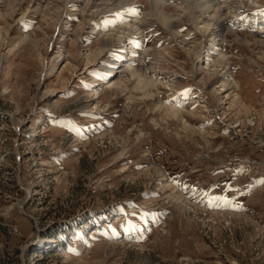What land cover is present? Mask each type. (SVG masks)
<instances>
[{"label": "rangeland", "instance_id": "1", "mask_svg": "<svg viewBox=\"0 0 264 264\" xmlns=\"http://www.w3.org/2000/svg\"><path fill=\"white\" fill-rule=\"evenodd\" d=\"M139 1L0 0V264H264V0Z\"/></svg>", "mask_w": 264, "mask_h": 264}, {"label": "bare ground", "instance_id": "2", "mask_svg": "<svg viewBox=\"0 0 264 264\" xmlns=\"http://www.w3.org/2000/svg\"><path fill=\"white\" fill-rule=\"evenodd\" d=\"M14 1V0H13ZM41 2H43L44 4L47 2V0H40ZM102 1H104V0H102ZM105 1H109L110 2V5H114L113 6V8H115V6H117V3L120 1V0H105ZM128 1V3H125L126 5L127 4H129V5H131V4H134L135 2L137 3V4H139L138 2H141V1H139V0H134V1H131V2H129V0H127ZM146 3H148L150 6L152 5L153 7H155L156 8V10H158V15H159V18H160V20L163 22V23H167V25H168V20H169V17H168V15H167V13H169V10H167V13L165 12V10H164V8L165 7H168V9H170L171 7H172V5H174V6H177V5H179V4H177V0H173V2H170V1H168V0H166V1H164L163 3H159L158 2V0L157 1H155V0H144ZM181 1V0H180ZM190 1H192V0H190ZM194 1V0H193ZM208 0H195L194 2L195 3H197V4H201L202 2H204V4H208L209 2H216V0H210L209 2H207ZM227 1H229V0H223V2H227ZM73 4L72 5H75L77 2H73V1H71ZM207 2V3H206ZM239 2V1H238ZM15 3V2H14ZM13 3V4H14ZM141 3H144V2H141ZM167 5H166V4ZM124 4V5H125ZM145 4V3H144ZM11 5V4H10ZM125 5V6H126ZM202 5V4H201ZM238 5H240V4H238ZM54 6H56V5H54ZM145 6H146V4H145ZM198 6H200V5H198ZM123 8V7H122ZM122 8H120V9H122ZM239 8V7H238ZM176 9V8H175ZM113 11H116L115 9H112ZM55 11V10H54ZM243 11H248V10H241V9H238V10H235L234 12H241V13H239V14H236L235 16H240V21L243 19V18H241L242 17V12ZM55 13H56V11H55ZM217 13H219L218 11H217ZM134 16H136V15H134ZM229 20H230V18H229ZM19 22H20V20H19ZM215 25H217V27H221L222 26V28L221 29H224L225 27H226V25L228 26V23H225L224 25L225 26H223V25H219L218 23H216ZM172 28V27H171ZM232 29H233V27H232ZM234 30H236V29H234ZM256 32H259V30H257ZM212 34H213V36H212V38H213V40H215L216 39V36H218L219 35V33H216V32H214V30L212 31ZM184 35V34H183ZM132 46V45H131ZM133 47V46H132ZM131 51H133V54L135 55V51H136V49L135 48H132V49H130V52ZM133 58H135L133 55L130 57V58H128V59H133ZM134 69V68H133ZM134 71V70H133ZM132 71V72H133ZM135 71H136V69H135ZM177 113V112H176ZM214 200V202H216L217 201V199L216 198H213ZM92 217L94 218V219H92ZM92 217H88V216H86L85 218H82V219H79V220H77L76 222H74L73 223V228H74V233H73V235H76L79 231H81L82 232V230L84 229V228H88V227H93L92 229H94L95 228V226H97L96 224H92V225H90V224H87L86 223V220H88V219H90L91 220V222H93V221H96L97 222V224H98V226H101V225H103L102 224V217L100 216V215H97V216H92ZM89 231H91V230H89ZM68 240V239H67ZM67 243H68V241H67Z\"/></svg>", "mask_w": 264, "mask_h": 264}, {"label": "trees", "instance_id": "3", "mask_svg": "<svg viewBox=\"0 0 264 264\" xmlns=\"http://www.w3.org/2000/svg\"><path fill=\"white\" fill-rule=\"evenodd\" d=\"M64 230H65V229H63L62 231H64ZM64 243H65V242H62V241L60 242L61 245L64 244Z\"/></svg>", "mask_w": 264, "mask_h": 264}]
</instances>
